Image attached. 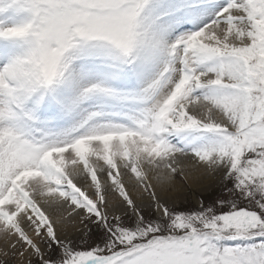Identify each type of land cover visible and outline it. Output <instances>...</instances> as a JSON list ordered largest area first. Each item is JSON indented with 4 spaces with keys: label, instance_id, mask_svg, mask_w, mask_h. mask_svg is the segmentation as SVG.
<instances>
[{
    "label": "snow or ice",
    "instance_id": "1",
    "mask_svg": "<svg viewBox=\"0 0 264 264\" xmlns=\"http://www.w3.org/2000/svg\"><path fill=\"white\" fill-rule=\"evenodd\" d=\"M0 264H264V0H0Z\"/></svg>",
    "mask_w": 264,
    "mask_h": 264
}]
</instances>
